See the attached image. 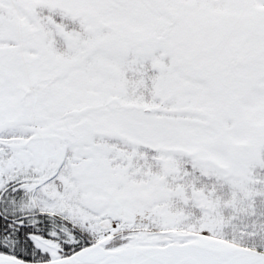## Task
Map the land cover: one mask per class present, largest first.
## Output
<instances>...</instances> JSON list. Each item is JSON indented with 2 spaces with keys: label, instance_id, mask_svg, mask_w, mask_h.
Wrapping results in <instances>:
<instances>
[{
  "label": "snow or ice",
  "instance_id": "snow-or-ice-1",
  "mask_svg": "<svg viewBox=\"0 0 264 264\" xmlns=\"http://www.w3.org/2000/svg\"><path fill=\"white\" fill-rule=\"evenodd\" d=\"M0 264H264V0H0Z\"/></svg>",
  "mask_w": 264,
  "mask_h": 264
}]
</instances>
